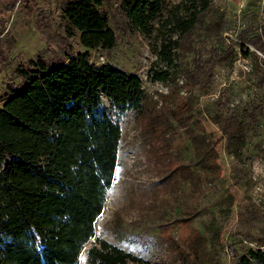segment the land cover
<instances>
[{"label": "rangeland", "instance_id": "rangeland-1", "mask_svg": "<svg viewBox=\"0 0 264 264\" xmlns=\"http://www.w3.org/2000/svg\"><path fill=\"white\" fill-rule=\"evenodd\" d=\"M70 1L0 0V92L15 67L38 52L63 57L84 49L64 11ZM123 2L103 0L101 9L117 43L110 50L91 49L90 60L136 72L146 100L138 113L102 97L103 109L119 124L121 137L94 236L146 261L129 264H232L233 234L246 247L264 248V116L257 111L255 123L241 120L240 132L231 141L221 127L230 112L237 114L250 102L264 104V84L259 85L264 52L248 43L240 46L236 35L260 17L264 0L211 1L207 18L226 17L221 36L227 48L211 79L193 86L186 72L191 55L178 52L170 66L160 61L153 51L157 31L145 34L132 27ZM199 33L201 25L192 37ZM154 69H166L167 78L153 79ZM193 134L204 136L211 147L207 165L197 155ZM94 238L77 264H94L86 255Z\"/></svg>", "mask_w": 264, "mask_h": 264}, {"label": "trees", "instance_id": "trees-1", "mask_svg": "<svg viewBox=\"0 0 264 264\" xmlns=\"http://www.w3.org/2000/svg\"><path fill=\"white\" fill-rule=\"evenodd\" d=\"M211 1L178 0L169 6L166 0L123 3L132 27L145 34L157 31L153 51L160 61L170 66L178 52L191 55L186 72L193 86L211 79L227 48L221 36L226 17L207 18ZM102 3L72 0L64 9L79 31L83 50L63 57L38 52L15 67L0 92V264H77L85 245L95 237L94 222L113 182L121 137L119 124L103 109L102 97L117 108L138 113L146 100L136 72L90 60L91 49L110 50L117 43ZM198 25L203 33L192 37ZM236 35L240 46L248 43L264 52V4L260 17ZM151 77L165 80L167 70L154 69ZM259 82L263 85L264 78ZM257 111L264 116L262 102H250L237 114L224 116L221 127L229 141L241 120L257 121ZM191 136L199 159L207 165L211 147L204 136ZM234 235L232 264L253 260L264 264V248L246 247ZM86 255L94 264L146 262L102 237L94 238Z\"/></svg>", "mask_w": 264, "mask_h": 264}]
</instances>
